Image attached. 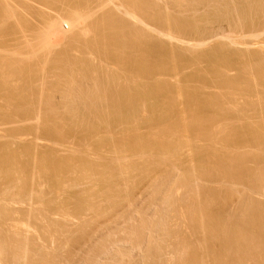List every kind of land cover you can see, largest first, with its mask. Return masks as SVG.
I'll return each instance as SVG.
<instances>
[{
    "label": "bare ground",
    "instance_id": "6f19581e",
    "mask_svg": "<svg viewBox=\"0 0 264 264\" xmlns=\"http://www.w3.org/2000/svg\"><path fill=\"white\" fill-rule=\"evenodd\" d=\"M122 1L0 0V20L6 18L8 22L11 19L14 21L13 23L10 21L9 25L6 23V19L1 20L4 25L0 22V26L3 25V27L7 24V28L3 29L7 30L8 41V48H5L7 54L0 56V126L2 127L7 123L14 124L12 129L15 133L13 134L19 137L29 130L26 125L22 126L24 122H30L31 118L32 120L44 118V122L39 127V132L42 135L65 142L71 133H81L83 134L82 138H79L80 142L78 141L77 144L81 148L79 145L101 132L104 134H98L100 136V139L97 138L98 141L94 139L96 142H94L93 148L98 152H103L105 148V150L108 149L113 153V156L108 158H104L99 153L96 159H87L88 157H84L86 156L85 150H83L85 155L79 151L82 154L80 156L81 154L77 151L78 148L75 150L73 147L74 151L71 152L74 157L73 155H66L58 158L51 156L50 151L48 153H45L46 151L39 153L38 151L39 155L37 154L36 158V155H32L31 144L25 145L18 151L16 148H8L7 142L0 143V220L2 221L0 223V261L4 260L7 264L8 259L12 261L8 262L13 264V262H19L22 259L23 261L20 263L23 264L24 262L25 264L26 261L24 260L29 258L25 252L29 249V244H27L29 238L27 237L31 236L32 238L34 233L30 232V225L26 222L25 227L24 223L22 226V224H18V221L7 225V214H9L7 200L17 197L21 200L29 198V195L26 194L31 193V191L27 193L31 182L26 174L28 176V172H30L28 170L33 169L37 173L34 175L32 170L29 173L30 178L33 179L37 174L38 177L43 175L51 185L56 183L54 182L55 179L51 180V174L54 176L53 173L55 172L57 174L65 172L66 175V173L72 171L76 173L79 170L80 177L87 178V176L93 177L92 175H94V177L96 176L93 178L95 180H92L102 186L103 189L97 184L102 191H100V197L107 199L105 202L109 204V211L112 212L114 209L118 211L122 206L117 213H114V215L116 214L115 218L114 215L112 216L114 224L111 222V225L113 224V226L111 227L110 224L106 223L105 226L108 225L111 227L110 229L106 227V231L95 233L103 227L100 225L99 229L98 227L97 229L94 228L95 232L90 228L92 232L83 235L90 239V242L87 243L88 240H84L86 241V245L85 242L84 245L89 248L86 251L82 250L84 256L79 259V264H264V201L257 200L258 197H252V194V198L247 196L248 194L244 195V193L242 194L243 191L240 192L235 188V190L230 189V185L228 188L226 186L221 188V185V187L215 186L213 189L208 185L207 187L210 189L203 187L205 184L199 186L201 185L199 179H205V181L208 179L213 181V184L214 182L218 183V181L220 184L221 180L241 181L246 187L252 189L250 191L254 190L253 192L264 194V157H260L257 152V154L252 153V149L250 154L242 155V153L238 154L239 152L231 154L232 151L230 152L228 148L218 150L215 146L212 147L216 133H213L215 132L214 129L213 131L210 129L213 126L212 122L216 125L221 115H228V112H232V109L231 111L227 110L232 108L231 106L238 99V96L243 95V98L249 96L250 99V95L253 97V94L256 95L257 93V97L259 96L258 103H256L257 101L253 103L254 100L250 101L252 98L250 100L245 98L252 104L251 107H248V103H245L249 109L253 106L258 108L260 103L264 102V98L262 99L261 96L264 89V58H260L256 52H252L249 54V59H252V62L250 60V63L248 61L249 64H244L246 67L240 68L241 76L247 73L246 70L254 69L256 75L253 77L255 78L249 77L248 74L242 76L241 79L240 77L239 79L237 77L230 78L223 72L225 71L223 69L229 68L230 61L232 62L231 58L236 53H222L220 45V47H213L190 59L192 61L189 63H197L199 59L207 60V62L209 60L213 84L216 85V88H220V91L221 88L224 89L223 94H202L204 93L202 88L203 86L206 87L208 81L202 73L194 72L190 77L199 79L205 85L199 83L200 85L195 87L188 88L186 86V88L183 86L179 90H171L169 89L170 84L155 79L157 78L155 76L159 74L157 72L166 73L174 68L176 70L177 66L184 63H181L182 58L177 51H166L167 47L164 49L162 48L163 45H158L152 33L154 30L152 28L153 21L161 25L168 24L179 29V31L187 32V30L196 28L197 22L199 23L201 19L205 21V17L207 19L215 17L219 20H225L236 30L248 28V26L255 28L261 24L260 17L264 15V0H249V2L245 1L244 4H241L240 0ZM110 3L114 5H110ZM119 6L124 8L123 11L120 9L122 13L116 10L120 8ZM200 7L209 11H204L205 14H208L204 18H202L204 15H199L200 17L197 15ZM25 10L26 12L31 10L39 14V17H44L37 18L36 14L31 13L35 19L33 17L28 26L25 24L26 22L23 23L22 21L25 17ZM183 11H186L187 15L185 12L183 13L184 16L177 14L179 12L182 14ZM0 28L4 31L2 27ZM176 35L179 36L177 33ZM161 53L163 54L161 55ZM156 60L158 63L160 62V65L155 62ZM183 60L186 59L183 58ZM173 61L174 64H171ZM155 63L160 67L156 66ZM186 63H188L187 60ZM248 67L249 69H247ZM257 87L262 88V90L259 89L262 92ZM173 91L178 93L177 97L182 96L185 103L189 102L188 105L195 103L194 110L191 109L194 112L190 113L191 120H185L181 116L182 111L177 112L175 110L178 99ZM238 101L236 102L238 103ZM237 103L234 105L236 106ZM226 104L230 107H225ZM245 104L244 108L239 109L242 110L243 108L244 110ZM207 108H210L209 111L216 109L221 115H217V111H211L214 117L210 115L211 113L209 114ZM257 108L255 111L252 109V111L255 113L264 107ZM203 109L206 113L208 112V115H205V112L202 113ZM144 111L146 112L144 113ZM258 112L256 114L262 113V111L261 113ZM261 115H264V110ZM161 123L162 125L166 123L168 126L165 127L166 124H164L161 127ZM121 124L123 127L126 126L125 129ZM116 125H121V132L124 130L122 135L126 131L128 133V135L125 134V137L123 136L124 138L122 137L123 139H120L121 141L110 139L112 136L110 130ZM141 126L146 127V130L149 129L147 134H134L136 131L133 130L134 127L137 129ZM219 128L217 132H220L219 130H222L221 134L225 132L224 138L221 137V139L229 145L226 147L239 148L240 145H251V147L257 148L264 145V122L257 126L247 123L239 126L232 125L228 128L226 126V129L225 127L221 129V125ZM36 129L35 131H37ZM37 133L38 131L35 133V139H40L42 135ZM195 139H203L207 141V144L200 146ZM83 140L84 142H82ZM55 142L57 143L54 140ZM65 143L68 144L69 142L66 141ZM62 144L64 145V143ZM184 148L190 150L189 161H176L177 155ZM258 149L260 150V148ZM263 149L264 146L260 152ZM128 155H132V157L139 155V158L128 161L126 158ZM33 157L34 160H32ZM75 157L77 158L75 159ZM258 158L263 161V166ZM250 159H256L263 168H256V170L254 167L255 170H253L246 167L245 162H249ZM253 162L255 161L253 160ZM260 165L259 167H261ZM153 168H157V170L154 171ZM21 170L22 172L27 170L25 181L21 179L23 182L21 181L19 184L18 192H14L16 194L12 197V194L7 197V189L14 181L20 179V175L15 177L14 174ZM152 171L153 174L158 173H156V177L152 176L153 179L150 177V183H148V191L150 192L146 191L147 198L143 197L145 200L149 199V203H146V200L147 206L143 203L140 205L138 196L136 198L139 202L136 201V198L134 199L136 195L132 196L135 192L131 193L130 189L132 188L128 187V180L134 172H140L141 179L145 173L150 174ZM87 179L91 180L90 177ZM33 183L32 185H35ZM126 185L129 190H127ZM141 191L143 192V190ZM179 191L182 193L179 194ZM89 192L85 190L74 200L76 214H81L89 209L94 211L93 213L97 217L103 212L106 215L108 210H104L102 204L97 203L99 201L94 198L98 194L95 195L92 192L95 196L92 195L93 197H91V191ZM236 196L238 204L235 209H232L231 202L236 199ZM50 206L52 207V205ZM44 208L42 207L37 214H31L30 217L45 219L50 213H47L48 211ZM25 213L30 214L31 212ZM109 220L112 219L109 218ZM106 222L110 223V221ZM49 227H43L44 232L42 233L47 239L50 238L51 243L55 239L52 238L51 234L53 233H50ZM84 227L83 229L86 228ZM62 228L64 227L62 226ZM69 228L72 229L71 225ZM73 229L75 228L73 227ZM60 232L64 234L63 231ZM29 233L32 235L28 236ZM61 233L60 235H62ZM55 236H59V234L53 235V237ZM65 236L64 234L62 239ZM80 237L78 238L80 239ZM58 239L55 240L56 245H58ZM71 239L76 238L69 237V240ZM44 241L37 243L32 241L35 247L30 242L35 251L39 253L38 259L36 258L37 253L35 254L36 257L33 256L37 259L34 260L35 262L30 259L31 264H59L60 261L54 256L55 254L50 255L47 252L50 243L47 245L48 240ZM54 243V248H56ZM76 248L78 249V247ZM61 250L59 247V253ZM24 254H27V258L24 257ZM32 255L31 258H33ZM67 256L65 255V258ZM58 261L59 263H57ZM68 263L71 262L68 261Z\"/></svg>",
    "mask_w": 264,
    "mask_h": 264
},
{
    "label": "rangeland",
    "instance_id": "374dc122",
    "mask_svg": "<svg viewBox=\"0 0 264 264\" xmlns=\"http://www.w3.org/2000/svg\"><path fill=\"white\" fill-rule=\"evenodd\" d=\"M7 1V0H6ZM118 1V0H117ZM120 1V0H119ZM245 1H247V2H249V0H240V2H241V4L243 3H245ZM251 1V0H250ZM122 2H124V0L122 1ZM110 5H114V4H111L110 3ZM109 7H114V6H109ZM120 8L119 9H116V10H118V12L120 11V13H122V11H123V7L122 6H119ZM120 9H122V11L120 10ZM201 9V10H200ZM204 8H202V7H200L199 8V12H197V15L199 16V15H204V16H202V18H204L206 15H208V14H205L208 10L205 8V10H203ZM207 10V11H206ZM204 11H206V12H204ZM30 12V13H29ZM175 12H177V11H175ZM185 12V14H186V11H183L182 12V14L179 12V13H177L178 15H180V16H184V13ZM209 12V11H208ZM31 13H33V15H35L37 18H40V17H44V16H40L39 17V14H37V13H34V12H32L31 10H28L27 12H26V10H25V17H24V19H22V21H23V23L24 22H26L25 24L26 25H30V22H32L31 20H33V17H34V19H35V16H33ZM204 13V14H203ZM31 16L30 18H29V15ZM210 14V13H209ZM41 15V14H40ZM187 15V14H186ZM197 16V17H198ZM200 17V16H199ZM4 18V17H3ZM206 19H207V17H205ZM210 18H212V19H210ZM261 24L260 25H258V26H255V28L254 27H250V26H248V28L247 27H244V29L242 28V29H234L233 27H231V25H229L225 20H219V19H216L215 17H209V19H204L205 21H203V19H201V21L198 23L197 22V27L196 28H193V29H190V30H187V32L186 31H179V29H176L175 27H173V26H169L168 24L166 25V24H159L158 22H155V21H153V23H152V28L154 29L153 31H152V33H153V36H154V40H155V42L158 44V45H160L161 44V46H162V48H164V49H166V47L169 49H166V51H177L180 55H181V58H182V60H183V58L184 59H186L187 61H188V63H186V60L184 61H182L181 60V63L183 62L184 64H181V65H179V66H177L176 67V70H175V68L172 70V68H171V70L173 71H170V72H157V73H159L158 75H156L155 77H157V78H155V79H157V80H163L164 82H166L168 85L170 84V88L169 89H175V90H179V88L180 87H183V86H188V88H191V86L192 87H195L196 85L198 86V85H200L199 83H201L200 81H199V79H192L191 77H190V75H192L193 74V72L194 73H202V75H204V78L206 77V79H207V83H206V87L204 88V86H203V88H202V90L204 91V93H202V94H204V95H207V94H213V93H217L218 95H221V94H223V92H224V89H222L221 88V91H220V88H216V85H214L213 84V76H212V72H211V69H210V67H211V65H210V61L208 60V62H207V60H201V59H199L198 61H197V65L195 64V63H193V64H191V63H189V61L191 62L192 60H190V59H193L194 57H196L197 55H199L200 53H202V52H206V51H208V50H210V49H212L213 47H220L221 46V51H222V53L224 52V53H227V52H233V53H236V55L233 57V58H231V60H232V62L230 61V66H229V68L226 70V69H223V70H225V71H223L226 75H227V77H233V78H238L239 79V77H240V79L242 78V76L244 77V75L245 74H248V76L249 77H251V78H255V77H253V76H255L256 74H255V72L253 71L254 69H252L251 68V70L249 69V67L247 68V69H249V71H251V72H249L248 70H246L247 71V73H244V75H242L241 76V72H240V68L243 66V67H246V65H244V64H249L250 63V60H251V62H252V59H249V54L250 53H252V52H256V55H259V57L261 58V57H263L264 58V24H263V26H261L262 25V23H264V15H262L261 17ZM6 19V18H5ZM4 19V20H5ZM42 19V18H41ZM1 20H2V18H1ZM0 20V22H1V24L3 23V25H4V22H2V21H4V20H2L1 21ZM10 21H12V23L14 22L13 21V19H11V20H9V22L7 21V19H6V23L9 25L10 24ZM29 22V23H28ZM5 23V24H6ZM156 23V24H155ZM7 24L3 27V25L2 26H0V27H2V29L3 28H5L6 26H7ZM161 25V26H160ZM230 26V27H229ZM7 28V27H6ZM161 28V29H160ZM215 28V29H214ZM1 29V28H0ZM167 29V30H166ZM4 31H2V30H0L1 32H0V56H5L6 54H7V49H5V48H8V41H7V30L6 29H3ZM6 30V31H5ZM169 30V31H168ZM198 30H199V32H198ZM212 30V31H211ZM243 30V31H242ZM256 31V32H255ZM249 32V33H248ZM251 32V33H250ZM3 33V34H2ZM176 33L177 34H179V36L178 35H176ZM240 33V34H239ZM187 36H186V35ZM200 34H201V37H199L200 36ZM175 35V36H174ZM255 35V36H254ZM179 37L178 39L176 38V37ZM204 36V37H203ZM182 37V38H181ZM190 37V38H189ZM198 37V38H197ZM181 38V39H180ZM185 38V39H184ZM200 38V39H199ZM234 38V39H233ZM182 40H184V41H182ZM189 40V41H188ZM203 43H202V42ZM9 42H11V41H9ZM162 42V43H161ZM196 42V43H195ZM220 45V46H219ZM227 50V51H226ZM2 54V55H1ZM163 53H161V55H162ZM161 55H159L160 57H161ZM244 55V56H243ZM189 59V60H188ZM201 60V61H200ZM248 61H249V63H248ZM155 62H157L158 63V61L156 60ZM157 63H155L156 64V66H158V67H160L159 65H157ZM263 63H264V60H263ZM171 64H174V61L171 63ZM239 64V65H238ZM250 66V65H249ZM158 67H156V68H158ZM182 67V68H181ZM192 67V68H191ZM251 67H252V65H251ZM207 69V70H206ZM201 70V71H200ZM182 72V73H181ZM228 72V73H227ZM240 72V73H239ZM249 72V73H248ZM253 72V73H252ZM168 73V74H167ZM180 73H181V75H180ZM254 74V75H253ZM164 75V76H163ZM229 75V76H228ZM251 75V76H250ZM189 77V78H188ZM161 78V79H160ZM164 78V79H163ZM189 79V80H188ZM182 80V81H181ZM184 80V81H183ZM168 81V82H167ZM181 82V83H180ZM177 84V85H176ZM184 84V85H183ZM202 85H205V84H203V83H201ZM210 84V85H209ZM173 85V86H172ZM201 85V86H202ZM212 85V86H211ZM214 86H215V88H214ZM264 86V85H263ZM263 86H262V88H263ZM172 87V88H171ZM184 87V88H185ZM261 87V86H260ZM260 87H257L258 88V90L260 89V90H262V88H260ZM187 88V87H186ZM219 90V91H218ZM259 90V91H260ZM263 91V92H262ZM262 91H260V92H262L263 94L261 95L262 96V99L264 98V89L262 90ZM174 93H176L175 91H173ZM206 93V94H205ZM214 94V95H215ZM258 95H260V93H258ZM175 96H176V98L178 99V102L175 104L176 106V108H175V110H177V112L179 111V112H181L182 111V117L185 119V120H191L190 118H191V112L194 110L193 108H195L194 106H195V103H194V105L192 104V105H188L189 104V102H187V103H185V101H184V99H183V97L182 96H179V97H177L178 96V93H176L175 94ZM245 97V96H244ZM249 97V96H248ZM248 97H245L246 99H249ZM259 97V96H258ZM257 97V93H256V95L255 94H253V97H251V95H250V101H252V100H254V101H252L253 103L254 102H256L257 101V99L259 100V98ZM240 98H242V99H240ZM245 98H243V95H241V97L240 96H238V99L237 100H239L238 101V103L235 101V103H237L238 104V106H237V104H236V106L234 105L235 103H233V106H231L232 108H230L229 110H227V111H231V109H232V112L231 113H229L228 112V115H230L229 117H228V115L226 114V115H224L223 113V115L226 117H224V116H222L221 114H220V112H219V114H218V111L215 109H211V111H217L216 113H217V115H221L220 117H219V120L217 119V117H216V119L218 120L217 121V123H216V125H215V123H213L212 122V128H210L212 131H213V129L215 130V132H213L214 134H215V136H214V140L215 141H213L212 143H213V146L212 147H216V149L218 148V150H226L227 148H228V150L231 152V154H234V153H238V154H240V153H242V155H245V154H250V152H251V149H252V153H254V154H260V157H264V149L260 152V150H261V148H262V146H264V145H262L261 147H257V148H255V147H251V145H240L239 146V148L238 147H231L230 146V148L229 147H226V146H229V145H227V144H225V142L223 141V139H221V137L222 138H224V133L225 132H223L222 134H221V132H222V130H219L220 132H217V129H220L219 127H221V125H222V128L221 129H223L224 127H225V129H226V126H227V128L229 127V126H232V125H235V126H239V125H246L247 123L249 124V125H252V126H257L259 123H263L264 122V115H261V114H263V110H264V108H262V110L261 109H259L258 111H260V113H261V111H262V113L261 114H256V113H259L258 111H256L255 113L252 111V109H254V111H255V109L257 108H254L255 106H253V108H251V109H249L248 107H251V105L252 104H250ZM254 98V99H253ZM223 100H224V98H223ZM244 100V101H243ZM260 100H261V97H260ZM264 100V99H263ZM245 101H247V102H245ZM262 101V100H261ZM260 101V102H261ZM244 102V103H243ZM259 101H257L256 103H258ZM245 103H248L247 105H249L248 107L246 106V104ZM262 104L264 103L263 101L261 102ZM260 103V106H262V107H264V105H262ZM187 104V105H186ZM244 104H245V109L243 110V108H244ZM228 104H226V106L225 107H227L228 108ZM260 106H258V108H260ZM190 108V110H189V108ZM230 107V106H229ZM241 107H243L242 108V110H243V112H242V110L241 109H239V108H241ZM247 107V108H246ZM257 108V109H258ZM188 109V110H187ZM191 109H193L192 111H191ZM196 109H197V107H196ZM208 109V112H209V114L211 113V111H209V109L210 108H207ZM207 109H205V110H207ZM238 109V110H237ZM234 110V111H233ZM237 110V111H236ZM203 112L202 113H206V111H204V109L202 110ZM244 111H247V112H244ZM146 111H144V113H145ZM194 112V111H193ZM208 112L205 114V115H208ZM215 112H214V114H215ZM243 113H245V114H243ZM255 114V115H254ZM188 115V116H187ZM204 115V114H203ZM210 115H212V116H214L213 115V113H211ZM211 116V117H212ZM237 116V117H236ZM245 116V117H244ZM215 117V116H214ZM231 117V118H230ZM221 118V119H220ZM224 118H225V120H224ZM229 120H228V119ZM216 119H214V120H216ZM221 120V121H220ZM30 122H24L23 124L24 125H22L21 123H19V125H22V126H25L26 125V127H28L29 128V132L27 131V133H23L22 135H20L19 137L17 136H14L15 134H13V133H15L14 132V130L12 129V127H14L15 125L14 124H6V125H3L2 127L0 126V143H4V142H7V147L8 148H11V149H19L20 150V148L22 149V147H24L25 145H29V144H31V149H33L32 150V153H31V151H30V153L33 155V156H35L36 155V158H37V156L39 155L38 154V151H39V153H44L45 151V153H48L49 151H50V153H51V156H55V157H65L66 155L67 156H69V155H73V153L71 152L72 150L74 151V149L76 150L77 148H78V153H79V151L81 152V153H83L84 154V151L83 150H85V154H86V156H84L85 158H87V159H96L97 158V155H99V153L101 154V156H103L104 158H108V157H111V156H113V153L112 152H110V151H108V149H106L105 150V148L103 149V152H98V151H96V149L95 148H93L95 145H94V142H96V141H98V139H100L99 137V135H103L104 133H98L96 136L94 135L93 137H91V138H88L87 139V141H85L84 142V140L82 141V142H84L82 145H79L81 148H79L78 146H77V144H78V141H79V138H82V135L83 134H81V133H79V134H75L74 132L73 133H71L70 135H68L69 137L68 138H70V139H68L67 138V142H69L70 143V145H69V143L68 144H66L64 141H62V140H60V139H54V138H51V137H46V136H44V135H42L40 132H39V127L41 126V123H43L44 122V118L42 119V118H39L38 120H36V119H33L32 120V118L29 120ZM228 121V122H227ZM216 122V121H215ZM223 122V123H222ZM251 123V124H250ZM37 124H39L38 126H37ZM64 124H66V123H64ZM159 124V123H158ZM164 124H166V123H163V125H162V123L160 124V126L162 125V126H164ZM217 124H219V125H217ZM224 124V125H223ZM228 124V125H227ZM122 125V124H121ZM121 125H116V127L114 126V128L112 127V130H114V131H112V130H110V135H112L111 137H110V139H112V140H114L115 139V141L116 140H120V139H123L124 137H125V134H127L128 135V133H127V131L124 133V135H122V132L124 131L123 129H125L124 127H126V126H124L123 127V125H122V127H123V131L121 132ZM159 126V125H158ZM160 126H159V128H160ZM161 126V127H162ZM168 125L166 124V126L165 127H167ZM30 127H31V129H32V131H33V133H32V131H31V129H30ZM120 127V128H119ZM211 127V126H210ZM217 127V128H216ZM11 128V129H10ZM37 128V129H36ZM78 128V127H77ZM80 128V127H79ZM116 128V129H115ZM8 131H7V130ZM35 129L38 131V133L37 134H41L42 136H41V138L39 139H35V133L37 132V131H35ZM224 129V130H225ZM120 130V131H119ZM133 130H136V131H134V134H147V130H149V129H147L146 130V127H144V126H141V127H137V129H135V127H134V129ZM3 131V132H2ZM131 131V130H130ZM132 132V131H131ZM136 132V133H135ZM30 133V134H29ZM133 133V132H132ZM26 134V135H25ZM33 134V135H32ZM140 134V135H141ZM108 135H109V132H108ZM109 135V136H110ZM152 135H154L153 133H152ZM151 135V136H152ZM157 135V134H156ZM124 136V137H123ZM218 136V138H216ZM4 137V138H3ZM46 137V138H45ZM102 137V136H101ZM121 137V138H120ZM123 137V138H122ZM49 138V139H48ZM98 138V139H97ZM153 138H154V136H153ZM50 139H53V140H50ZM96 141H95V140ZM218 141H217V140ZM24 140V141H23ZM30 140V141H29ZM50 140V141H49ZM54 140L55 141H57V143L55 142L54 143ZM225 140V139H224ZM61 143H60V142ZM77 141V142H76ZM121 141V140H120ZM119 141V142H120ZM195 141H196V143H198V145H202V146H205L206 144H207V141H205V140H203V139H195ZM29 142V143H28ZM73 142V143H72ZM80 142V141H79ZM90 142V143H89ZM202 142V143H201ZM28 143V144H27ZM59 143V144H58ZM62 143H64V145L62 144ZM205 143V144H204ZM212 143H211V145H212ZM216 143V144H215ZM58 144V145H57ZM220 144V145H219ZM53 145V146H52ZM74 145V146H73ZM76 145V146H75ZM87 145V146H86ZM93 145V146H92ZM61 148H60V147ZM68 146H70L71 148H69ZM89 146V147H88ZM52 147V148H51ZM73 147H74V149H73ZM226 147V148H225ZM249 147V148H248ZM54 148V149H53ZM84 148V149H83ZM225 148V149H224ZM255 148V149H254ZM258 148H260V150L258 149ZM30 149V150H31ZM232 149V150H231ZM257 149V150H256ZM18 150V151H19ZM53 150H54V152H53ZM67 150V151H66ZM89 150V151H88ZM91 150H93V151H91ZM94 150H95V152H94ZM189 149L188 148H184L181 152H180V154L179 155H177V158H176V161L177 160H182V161H189V159H190V150L188 151ZM243 150V151H242ZM42 151V152H41ZM63 151V153H61ZM76 151V152H77ZM102 151V150H101ZM255 151V152H254ZM259 151V152H258ZM88 152V153H87ZM222 152V151H221ZM257 152V153H256ZM81 153H79V154H81ZM95 153V154H94ZM110 153H112V154H110ZM187 153V154H186ZM38 154V155H37ZM52 154H55V155H52ZM75 154V153H74ZM84 154V155H85ZM32 155H30L31 157H32ZM57 155V156H56ZM105 155V156H104ZM80 156H82V154L80 155ZM139 156V155H138ZM136 157V155L134 156L133 155V157H132V155L130 156V155H128V157L126 156V158L128 159V161H130V160H133V159H136V158H139V157ZM31 157H30V160H31ZM73 157H74V155H73ZM179 157H180V159H179ZM23 158V157H22ZM35 158V159H36ZM77 157H75V159H76ZM125 158V159H126ZM142 158V157H141ZM140 158V159H141ZM140 159H138V160H140ZM257 159V158H256ZM256 159H253L255 162H253V160L252 159H250L252 162L250 163V160H249V162L248 161H246L245 162V164H247V165H245L246 167H248L249 169H253L254 167H255V169L256 168H260V169H262L263 167V165H262V163H263V161L261 160H259V158H258V160H259V162L261 163V165H260V163L258 162V161H256ZM261 159V158H260ZM264 159V158H263ZM32 160H34V157H33V159ZM137 160V159H136ZM174 160V159H173ZM247 160V159H246ZM140 161H142V159L140 160ZM189 163H191V162H189ZM250 165V166H249ZM255 165V166H254ZM258 165V166H257ZM259 165L261 166V167H259ZM252 167V168H251ZM154 169V171H156L157 170V168H153ZM255 169H253V170H255ZM264 169V168H263ZM33 169H29L28 171H32ZM78 170V169H77ZM257 170V169H256ZM34 172L36 171V170H33ZM26 172H27V170H26ZM26 172H22V170L20 171V172H17V173H15L14 174V176L15 177H19V175H20V179L18 178L16 181H14L13 182V184L7 189V197H10V195H11V197L13 196V195H15L18 191L17 190H19L20 189V187H18L19 186V184L21 183V181L23 180V181H25V173ZM30 172H28V176H27V174H26V177L28 178V180H30V182L31 183H29V187H28V189H27V193L28 192H30L31 191V193H28V194H26V195H29V198L27 197L25 200H21V199H19L18 197L17 198H15V199H12L11 198V200H7V210L9 209V214H7V225L8 224H10V223H15V222H17L18 221V224L19 225H21L22 224V226H23V223H24V227H25V222H26V224L28 223L30 226V228L29 229H31L30 230V232L32 231V234L31 233H29V235L28 236H30V235H32V238H31V236L30 237H27V238H29V239H27L28 240V242L30 241L31 243H32V245L34 246V243L33 242H35V243H37V242H43L44 241V239L46 238V236L42 233V232H44L43 230H44V228L43 227H48V226H50L49 227V230H51L50 231V233H53V234H51L52 235V238L53 239H55L56 241H57V239H58V245H56V241H55V243H54V241H52L54 244H55V246H56V248L58 249H56V248H54V245H53V243L51 244L50 243V238H46L45 239V241L44 242H46L47 240L49 241H47L46 243H47V245H48V243H50V245H48V250H47V252H49L48 254H50V255H54V256H56L57 257V259L60 261V263H59V261L57 262V263H59V264H64L66 261V263L67 264H71V263H73L74 264V262H75V264H79V259H81V257L82 256H84L83 254H84V252H82V250H84V251H86V250H88V248H86V241H84L85 239L86 240H88L87 241V243H89L90 241V239H88L86 236H83V235H85V233H87V232H92V231H94L95 232V230H94V228H96L97 229V227H98V229H99V227H101V226H103V227H101V228H103L102 230H97L95 233H100V231L102 232V231H104L105 229L107 230V228L106 227H108L109 229L113 226V224H114V218H115V215H114V213H117L118 211H119V209H121L122 208V206H120L121 208H117L118 209V211L116 210V209H114V210H112V208H111V210H112V212L111 211H109L110 210V207L108 208V206H109V204L107 203V202H105V201H107V199H105V198H102V196L100 197V193L102 192L100 189H99V187H98V183L96 182L95 183V181H93V180H95V179H93V178H95L94 177V175H92L93 177H91V176H87V178L88 177H90L91 178V180H88L87 178H83V177H80L79 175H80V173H79V170L78 171H76V173L75 172H71V173H66V175L64 174L65 172H63V173H61V172H59L58 174H57V172H55V173H53L54 174V176H52V174H51V180L53 181V179H55L54 180V182H56L55 184H50V183H48L47 182V180H46V178H44V176L42 175V176H39L38 177V174H37V176L35 177H33V179L32 178H30L29 177V173ZM34 172H32L34 175L37 173V171L34 173ZM19 173V174H18ZM61 173V174H60ZM79 173V174H78ZM137 173L138 172H134L132 175H130L131 177L129 178V180H128V187H130V188H132V189H130L131 190V193H133V191L135 192L134 194H132V196L133 195H136L135 197H134V199L138 196V199H140V202H139V200L137 201V198H136V201L137 202H139V204L141 205L142 203L145 205V206H147L148 204H146V203H149L148 201H149V199H146L147 200V202H146V200H145V198H147V194H145V193H147L146 191H148V183H150V179L152 178L153 179V177H156V173H158V172H155L154 174H153V171H152V173H150V174H144L145 176H146V178H145V176L143 175V174H141V175H143V177L140 179V172L138 173V175H137ZM64 174V175H63ZM23 175V176H22ZM57 175V176H56ZM151 175V176H150ZM31 176V175H30ZM65 176V177H64ZM68 176H70V177H68ZM139 176V178L137 179V177ZM153 176V177H152ZM52 177H56V178H52ZM129 177V176H128ZM151 177V178H150ZM60 178V179H59ZM70 178V179H69ZM79 178V179H78ZM84 180H83V179ZM22 179V180H21ZM35 179V180H34ZM86 179H87V181H86ZM93 179V180H92ZM97 179V178H96ZM135 179V180H134ZM147 179V180H146ZM149 179V180H148ZM33 180H34V183H35V185H32V183H33ZM67 182H66V181ZM76 180V181H75ZM200 180H201V182H200ZM22 181V182H23ZM91 181H92V183H91ZM98 181V180H97ZM208 181V182H207ZM51 182V181H50ZM217 182V181H216ZM221 183L219 184V181H218V183H215L214 182V184H213V181H210V180H206L205 181V179H199V183L201 184V185H199V186H203L204 184H205V186H203V187H206V188H208L207 187V185L211 188V189H213V188H215V186H220L221 187V185H222V187L221 188H223V186L225 187H229L228 185H230V189L231 188H235L236 190H240V192L241 191H243L242 192V194L244 193V195L245 194H248L247 196H250L251 197V194H252V197H258L257 198V200H260V201H264V200H262V199H264V194H259L258 192H253V191H250V190H252L250 187H246V185L243 183V182H241V181H235V182H231V181H224V180H221L220 181ZM33 183V184H34ZM126 184H127V181L125 182ZM227 183V184H226ZM243 183V184H242ZM49 184V185H48ZM57 184V185H56ZM98 184V185H97ZM203 184V185H202ZM218 184V185H217ZM32 185V186H31ZM55 185V186H54ZM62 185V186H61ZM92 185V186H91ZM120 185V184H119ZM139 185V186H138ZM52 186V187H51ZM58 186V187H57ZM100 186V185H99ZM132 186V187H131ZM134 186V187H133ZM137 186V187H136ZM212 186V187H211ZM32 187H34V188H32ZM49 187V188H48ZM94 187V188H93ZM101 187V189H103L102 188V186H100ZM126 187H127V185H126ZM127 187V190H129V188ZM220 187H216V188H220ZM238 187V188H237ZM30 188V189H29ZM144 188V189H143ZM210 188H208V189H210ZM245 188H247V189H245ZM250 188V189H249ZM32 189H34V190H32ZM36 189H37V191H36ZM90 189V190H89ZM134 189H136V190H134ZM150 189V188H149ZM234 189V190H235ZM42 190V191H41ZM47 190V191H46ZM91 191V197H93V196H95L96 194H98L97 195V197H94V198H96L99 202H97V203H99V204H102L101 206H103L102 208L104 209V210H108L107 212H109V213H111V214H107V212L105 213L106 215H104V212H103V214L102 215H99V217H97V215L95 216L94 215V211H90L89 209H87L86 211H84L83 213H79V214H76V211H74L75 210V204H74V200H76L78 197V195H80L82 192H84V191ZM141 190H143V192L141 191ZM145 190V191H144ZM244 190H246V191H244ZM101 191V192H100ZM137 191V192H136ZM141 191V192H140ZM14 192H16L15 194H14ZM41 192V193H40ZM69 192V193H68ZM92 192H94V194L92 193ZM130 192V191H129ZM139 192V193H138ZM148 192H150V191H148ZM246 192V193H245ZM250 192H253V193H250ZM90 193V192H89ZM180 193H182L181 191H179V194ZM264 193V192H263ZM46 194V195H45ZM50 194V195H49ZM76 194V195H75ZM150 194V193H149ZM254 194H256V195H254ZM259 196H258V195ZM93 195V196H92ZM131 195V194H130ZM263 195V196H262ZM131 196V197H132ZM140 196H142V197H140ZM238 196V195H237ZM237 196L235 197L236 199H237V201H236V199L234 200V201H232L231 202V208L232 209H235L236 208V206H237V204H238V198H237ZM260 196H262V197H260ZM51 197V198H50ZM77 197V198H76ZM88 197H90V196H88ZM143 197H145L144 199H143ZM149 197V196H148ZM239 197V196H238ZM251 197V198H252ZM59 198V199H58ZM19 199V200H18ZM255 199V198H254ZM33 200V201H32ZM42 200V201H41ZM49 200V201H48ZM56 200V201H55ZM96 200V201H97ZM102 200V201H101ZM38 201V202H37ZM46 201H47V203H46ZM52 201V202H51ZM104 201V202H103ZM61 202V203H60ZM146 202V203H145ZM46 203V204H45ZM54 203V204H53ZM50 205H52V207L50 206ZM107 205V206H106ZM122 205V204H121ZM235 205V206H234ZM48 206V207H47ZM44 208L46 211H48L47 213H50V214H48L47 215V217L45 218V219H35V218H33V216L32 217H30L31 216V214H37L38 213V211L41 209V208ZM72 209H71V208ZM12 210H11V209ZM23 208V209H22ZM47 208V209H46ZM59 208V209H58ZM67 208V209H66ZM105 208H108V209H105ZM25 209V210H24ZM50 209V210H49ZM28 210V211H27ZM116 210V211H115ZM45 211V212H46ZM54 211V212H53ZM25 212H31L30 214H26ZM35 212V213H34ZM60 212V213H59ZM59 214V215H58ZM29 215V216H28ZM62 215V216H61ZM76 215V216H75ZM110 215V216H109ZM114 215V216H113ZM9 216V217H8ZM103 216V217H102ZM109 216V218H111L112 220H109V218H107ZM112 216L114 217V218H112ZM21 217H22V219H21ZM77 217H79V218H77ZM97 217V218H96ZM33 218V219H32ZM50 218V219H49ZM90 218H92V219H90ZM20 221H19V220ZM82 221H81V220ZM88 219V220H87ZM99 219V221H97ZM105 219H107V220H105ZM15 220V221H14ZM25 220V221H24ZM42 220V221H41ZM86 220V221H85ZM14 221V222H13ZM32 221V222H31ZM36 221V223H33V222H35ZM80 221V222H79ZM92 221V222H91ZM106 221H110V223L109 222H106ZM2 221L0 220V223H1ZM61 222V223H60ZM63 222V223H62ZM84 222H87L88 223V225H87V223L85 224ZM90 222V223H89ZM111 222H113V224L111 225ZM74 223V224H73ZM77 223V224H76ZM82 223V224H81ZM98 223V224H97ZM106 223L109 225V226H111V227H109L108 225L107 226H105L106 225ZM47 224V225H46ZM80 224V225H79ZM93 224V225H92ZM96 224V225H95ZM46 225V226H45ZM67 225V226H66ZM70 225H71V228L72 229H70L69 227H70ZM79 225V227H77L76 228V226H78ZM86 225V226H85ZM98 225V226H97ZM101 225V226H100ZM40 226H42V227H40ZM60 226V227H59ZM62 226L64 227V228H62ZM66 226V227H65ZM69 226V227H68ZM80 226H85L84 228L85 229H83V227H80ZM89 226V227H88ZM96 226V227H95ZM27 227V226H26ZM54 227H56V228H54ZM68 227V228H67ZM73 227L75 228V229H73ZM105 227V228H104ZM33 228V229H32ZM42 228H43V230H42ZM60 230V231H63L64 232V234L66 235L65 237H63V239H62V236L64 235L63 233H61L58 229ZM66 228V229H65ZM88 228V229H87ZM93 229L92 231H91V229ZM39 229V230H38ZM68 229V230H67ZM77 229V230H76ZM90 229V230H89ZM33 230H36L37 232H39V233H37L36 231H34L33 232ZM53 230V231H52ZM55 230H57V231H55ZM65 230V231H64ZM80 230V231H79ZM82 230V231H81ZM86 230V231H85ZM89 230V231H88ZM105 230V231H106ZM67 231V232H66ZM74 231V232H73ZM75 231H77L76 233H75ZM57 232V233H56ZM66 232V233H65ZM68 232H69V235H68ZM81 233V234H79V233ZM40 233H41V235H40ZM60 233L62 234V235H60ZM78 233V234H77ZM84 233V234H83ZM38 234H39V236H38ZM43 234V235H42ZM59 234V236H55V237H53V235H58ZM88 234V233H87ZM86 234V235H87ZM117 234H119V233H117ZM35 235V237H33ZM70 235H73V236H70ZM78 236V237H80V236H83V237H80V239L78 238V237H76V236ZM122 235V234H121ZM120 235V236H121ZM40 239H39V238ZM58 237V238H57ZM69 237L70 238H76V239H71V240H69ZM84 237H86V238H84ZM116 237H117V235H116ZM36 238V240H34ZM41 238H43V239H41ZM67 238V239H66ZM77 238H78V240H77ZM60 240V241H59ZM63 240V242H61ZM33 241V242H32ZM68 241V242H67ZM70 241V242H69ZM71 241H73V242H71ZM27 242V244H29L28 246H29V249H28V251H30V249H32L30 252H28V251H25V252H27V254H24V257L27 255V256H29V258H27V256H26V258H27V260L24 258V257H22L23 259H25L24 261H26V263L27 264H31V260H37L38 258H39V253H38V251L36 252L35 251V246L33 247L32 245H31V243L29 242L28 243ZM64 242H66V243H64ZM84 242H85V245H84ZM60 243V244H59ZM63 243V244H62ZM68 243V244H67ZM74 243H75V245H74ZM80 243H83V244H81L80 245ZM65 244V245H64ZM71 247H70V246ZM78 245V246H77ZM88 245H90V244H88ZM53 246V247H52ZM58 246V247H57ZM78 247V249L76 248V247ZM80 246H81V248H80ZM83 246H85V247H83ZM26 247H27V245H26ZM30 247H32V248H30ZM59 247H60V250L61 249H63V250H61V252L59 253ZM65 247V248H64ZM75 247V248H74ZM26 249V248H25ZM26 249V250H27ZM53 249V250H52ZM74 252H73V251ZM80 251V252H78V251ZM56 251V253H53V252H55ZM64 251V252H63ZM71 251V252H70ZM75 252H78V253H75ZM29 253H31V254H29ZM37 253V254H36ZM60 255H59V254ZM71 253H72V255H71ZM33 254V255H32ZM37 255V257H36V255ZM57 254V255H56ZM78 254H79V256H80V258H79V256H78ZM31 255H32V257L33 256H35V257H33V258H35V259H33V258H31ZM65 255L67 256V258L69 257L70 258V260H69V258L67 259V258H65ZM76 255V256H75ZM60 256V257H59ZM73 256V257H72ZM75 256V257H74ZM78 259H77V258ZM65 260H64V259ZM76 260H75V259ZM31 259V260H30ZM63 260V261H62ZM73 260V261H72ZM75 260V261H74ZM9 260L7 259V264H12V263H9V262H12V261H9ZM20 261H23L22 259L21 260H19V262L17 263V262H13V264H22V263H20ZM30 261V262H29ZM33 261H32V263H33ZM68 261L69 262H71V263H68ZM2 262V263H1ZM29 262V263H28ZM35 262V261H34ZM0 263L1 264H6L5 263V261L4 260H1L0 261ZM25 263V264H26ZM65 263V264H66ZM23 264H24V262H23ZM33 264H35V263H33ZM36 264H38V263H36Z\"/></svg>",
    "mask_w": 264,
    "mask_h": 264
}]
</instances>
